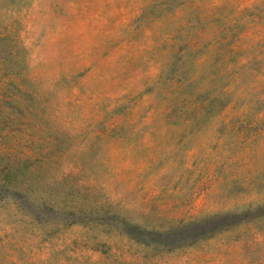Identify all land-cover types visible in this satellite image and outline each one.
I'll return each mask as SVG.
<instances>
[{
    "label": "rangeland",
    "instance_id": "374dc122",
    "mask_svg": "<svg viewBox=\"0 0 264 264\" xmlns=\"http://www.w3.org/2000/svg\"><path fill=\"white\" fill-rule=\"evenodd\" d=\"M0 264H264V0H0Z\"/></svg>",
    "mask_w": 264,
    "mask_h": 264
},
{
    "label": "trees",
    "instance_id": "16d2710c",
    "mask_svg": "<svg viewBox=\"0 0 264 264\" xmlns=\"http://www.w3.org/2000/svg\"><path fill=\"white\" fill-rule=\"evenodd\" d=\"M9 169H11V167H9ZM9 169H8V170H9ZM8 174H9V173H8Z\"/></svg>",
    "mask_w": 264,
    "mask_h": 264
}]
</instances>
